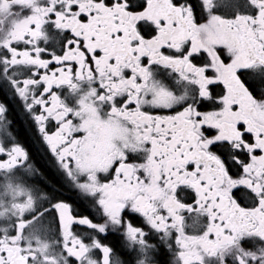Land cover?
Returning a JSON list of instances; mask_svg holds the SVG:
<instances>
[{"label": "snow or ice", "instance_id": "6c2138e0", "mask_svg": "<svg viewBox=\"0 0 264 264\" xmlns=\"http://www.w3.org/2000/svg\"><path fill=\"white\" fill-rule=\"evenodd\" d=\"M0 264H264V0H0Z\"/></svg>", "mask_w": 264, "mask_h": 264}, {"label": "flooded vegetation", "instance_id": "af4514ba", "mask_svg": "<svg viewBox=\"0 0 264 264\" xmlns=\"http://www.w3.org/2000/svg\"><path fill=\"white\" fill-rule=\"evenodd\" d=\"M18 122H19V121H18ZM108 239H109V240L114 239L113 235H112V234H109V235H108ZM117 254H119V253H117Z\"/></svg>", "mask_w": 264, "mask_h": 264}]
</instances>
